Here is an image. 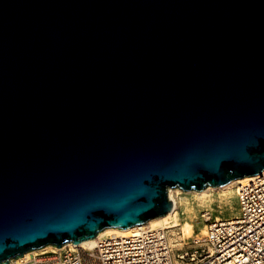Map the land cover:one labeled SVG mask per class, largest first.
I'll return each mask as SVG.
<instances>
[{"label":"water","instance_id":"obj_1","mask_svg":"<svg viewBox=\"0 0 264 264\" xmlns=\"http://www.w3.org/2000/svg\"><path fill=\"white\" fill-rule=\"evenodd\" d=\"M264 172V0H0V264Z\"/></svg>","mask_w":264,"mask_h":264},{"label":"built area","instance_id":"obj_2","mask_svg":"<svg viewBox=\"0 0 264 264\" xmlns=\"http://www.w3.org/2000/svg\"><path fill=\"white\" fill-rule=\"evenodd\" d=\"M237 199V217L202 215L207 233L189 244L180 231L145 226L102 236L93 248L66 244L8 264H264V172L241 184Z\"/></svg>","mask_w":264,"mask_h":264},{"label":"bare ground","instance_id":"obj_3","mask_svg":"<svg viewBox=\"0 0 264 264\" xmlns=\"http://www.w3.org/2000/svg\"><path fill=\"white\" fill-rule=\"evenodd\" d=\"M255 176H257V175L246 176L244 178L234 180V181L230 182L228 185L218 187V188L208 187L204 191L194 190L191 192H186L180 188H175V189L170 188L169 196L174 201L175 206H174V210L169 212L167 215L156 217L157 219L162 220V223L153 224V222L155 221V218H154V219H151L150 221H148L147 223H145L143 225L131 227L128 229H122V228H116V227L106 228L105 230L101 231L94 239L85 241V242H83L81 244H77V245L73 244V243H68V244H71L74 247L93 248L95 246V244L97 243V240L102 236H105V235L128 236L134 231V228H137V227L143 228L145 226L156 228V229H172L174 231L181 230L180 229L181 222H182V220L185 219L186 212L189 210H192V212H195V205H196V207H204L205 211L202 214L205 216H208V215L213 214V213L215 214L216 202H215V200L210 201L209 198H213L217 194H221L224 197H227L230 194L234 195V198L236 200V210L237 211H236V215L233 216L232 218L237 217L240 213L239 207L237 205V200H238L237 196H238L239 187L241 184H243L245 182H250L253 178H255ZM192 194H194L195 197L199 196L200 198L199 199L194 198V199L190 200V199H188V197H186L187 195H192ZM183 200H185L186 202H183ZM219 220H227V219H219ZM206 233H207V226H206L205 232L195 239L201 238ZM181 236L185 239L183 233ZM195 239H193V240H195ZM58 249L59 248L57 246L48 245V246H46L40 250H34V251L27 252L22 257H19L17 260L29 258L33 254H36L38 252H50V251L53 252V251H56Z\"/></svg>","mask_w":264,"mask_h":264},{"label":"rangeland","instance_id":"obj_4","mask_svg":"<svg viewBox=\"0 0 264 264\" xmlns=\"http://www.w3.org/2000/svg\"><path fill=\"white\" fill-rule=\"evenodd\" d=\"M188 199L192 200L194 198L199 199L200 197H195L194 194L187 195ZM209 200H215L216 209L215 214L213 213V217L215 219H230L236 215V200L234 195L230 194L227 197L222 196L221 194L215 195L213 198H209ZM183 202H186L183 200ZM237 205L239 207V203L237 201ZM204 207H196L195 205V212L189 210L185 214V219L181 222V230H178L184 234V241L185 243L189 244L193 241V239L197 238L198 236L202 235L205 232L206 224L204 222V218L202 217V213L204 212ZM155 218V223H162V220ZM181 233V235H182ZM40 253V252H39Z\"/></svg>","mask_w":264,"mask_h":264}]
</instances>
